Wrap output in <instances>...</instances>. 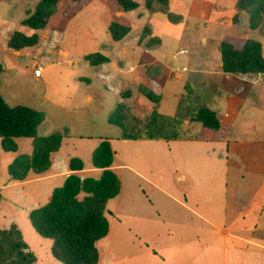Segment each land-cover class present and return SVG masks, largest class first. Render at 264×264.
I'll use <instances>...</instances> for the list:
<instances>
[{
  "label": "rangeland",
  "instance_id": "obj_1",
  "mask_svg": "<svg viewBox=\"0 0 264 264\" xmlns=\"http://www.w3.org/2000/svg\"><path fill=\"white\" fill-rule=\"evenodd\" d=\"M133 1L139 7L127 12L116 0H60L47 26L33 30L22 22L37 10L41 0H0V61L4 66L1 93L10 105L24 104L45 111L46 124L39 126L38 134L47 135L69 125L62 148L68 158L78 156L90 163L100 137H111L115 158L111 166H115L123 188L105 209L113 230L110 238L98 244L102 253L115 258L116 252L106 250V243L114 247L119 244L118 258L122 260L128 251L122 250L121 242L133 240L137 232L147 240L146 246L162 248L174 243L176 250L164 249L170 255H163L172 264H264V249L252 242L264 243V210L256 208L258 188L263 183L250 171L241 178L237 175V161L245 157L237 154V148L254 149L249 153L252 159L257 144H264V110L247 101L254 90L250 85L258 81L257 74L237 75L247 82L235 94L240 99L237 102L233 94L226 99L220 97L230 109L241 101V109L240 105L235 109L239 112L237 126L232 129L229 124L234 123L230 120L219 126V131L232 130L230 134L202 139L198 131L206 127L189 118L198 107L213 102L221 86L232 87L231 80H235H229L228 73L206 72V77L200 67L211 68L223 42L236 48L249 38L264 43V21L263 31L251 29L248 14L238 11L235 0H168L164 7L152 9L147 7V0ZM113 22L130 27L123 41L113 40L109 29ZM16 31L38 33V45L22 50L8 48ZM61 49L69 57L62 55ZM182 50L186 52L180 53ZM93 52L109 57L111 65L120 64L123 55L128 56L124 58L127 66L113 79L101 75L110 67L93 72L92 66L81 60ZM38 68L42 75L36 77ZM191 80L193 87L186 91L185 85ZM121 89L129 91L130 98L123 99L128 105L119 102ZM89 97L96 100L91 108ZM186 117L191 120L189 125ZM192 129L194 133L187 136L186 131ZM151 136L152 140L138 139ZM15 141L19 149L7 151L0 137V229L6 228L8 220L11 226L16 224L21 229L29 250L35 253L33 264H63L52 254V241L35 230L29 215L34 204L48 201L47 194H53L65 177L22 186L12 182L10 163L33 150L31 138ZM129 165L133 171L126 168ZM177 173L189 183L193 198L177 186ZM250 204L254 208L241 211ZM114 218L121 224H116ZM256 219L263 225L258 222L254 232L241 233V227H249ZM224 225L233 226L232 235L222 231ZM149 256L132 264H153Z\"/></svg>",
  "mask_w": 264,
  "mask_h": 264
},
{
  "label": "trees",
  "instance_id": "obj_2",
  "mask_svg": "<svg viewBox=\"0 0 264 264\" xmlns=\"http://www.w3.org/2000/svg\"><path fill=\"white\" fill-rule=\"evenodd\" d=\"M60 0H41L37 10L23 20L22 24L33 30L47 26ZM127 12L134 11L139 4L133 0H116ZM168 0H147L149 9L164 7ZM238 11H245L249 16L251 29H260L264 21V0H235ZM164 13V11H163ZM114 40H121L130 27L113 22L109 27ZM157 38V37H155ZM38 33L27 35L16 31L8 41V48L22 50L38 45ZM223 70L227 73L252 75L264 72V43L249 38L241 48L232 43L220 45ZM85 60L94 67H101L108 60L100 52L85 55ZM4 66L0 61V78ZM148 97L150 96L147 92ZM208 127L219 128L220 124L213 111L200 109L195 115ZM45 119L44 112L33 107L16 104L10 105L0 90V137L6 150L17 151V137L34 139L32 156L24 155L14 160L10 166L11 179L23 180L30 169L44 172L51 165L52 152L61 146L62 132L56 131L47 136L38 134V128ZM114 160V151L109 140L103 141L93 153L95 167L105 168L100 178L82 179L78 174L68 176L62 186L56 187L52 197L45 204L34 208L30 220L37 232L52 241V254L63 264H98L99 241L109 233V220L105 214L107 203L121 190L118 175L110 169ZM71 168H83L79 158H73ZM84 194V195H83ZM3 198L0 189V202ZM35 253L29 250L21 229L13 224L0 229V264H33Z\"/></svg>",
  "mask_w": 264,
  "mask_h": 264
},
{
  "label": "crops",
  "instance_id": "obj_3",
  "mask_svg": "<svg viewBox=\"0 0 264 264\" xmlns=\"http://www.w3.org/2000/svg\"><path fill=\"white\" fill-rule=\"evenodd\" d=\"M208 3L214 5L213 2H208ZM199 4H201V3H198L197 5H199ZM192 6H193V4H192ZM202 7H205V6L203 5ZM218 12H221V10H219ZM161 14H163V13H161ZM123 39L124 38H122L121 41H123ZM220 45H219V49L218 50H220ZM60 51H61L62 55L68 56V52L66 50H62L61 49ZM182 52H186V50L185 51H183V50L180 51V53H182ZM149 53H151V52L149 51ZM149 53H148V55H151ZM177 53H179V52H177ZM215 55H217L218 58L216 60H213L211 62V64H210L211 65L210 66L211 68L210 69L206 68L207 66H205L204 68L203 67H200L201 73L204 74L206 77H207L206 72L212 73V74H222V75H225V73H227V72H225L223 70V59H222V53H221V51H217V53H215ZM84 57H85V55H84ZM84 57H82L81 60H83L85 63H88L85 60ZM124 58H128V56H124L123 55V58L121 59V62L118 65H115V64L114 65L113 64L111 65L110 64L111 63L110 60H108L100 68L99 67H94L91 64L90 65L92 66L93 72H97V73H99L101 70H103V67L104 66L110 67V71L105 67L106 69L104 70V73H102L101 75L107 74V75H110V77L112 79L113 78H118L119 75L122 73V71H119V70H122V69H124L127 66L126 64H124V60H125ZM156 61H157V59L154 60V62H156ZM73 65H75L74 62H73ZM127 72H130V71H127ZM133 73L136 75L135 69H133ZM256 74H257V80L258 81L255 82L254 84L252 82V84L250 85V86H253L254 90L252 92H250L249 95H248V92H247V94H246V96L248 95V98H247L248 100L247 101L250 102L251 103V106H254L256 109H263L264 110V80H262V77L264 76V72L256 73ZM197 77L200 79V74H197ZM226 77L228 79L229 78H235L234 81L231 80V82H232L231 85H233V86L231 87L229 84H226V86H221L216 91V94L214 95L215 100H213V102H211L209 105H204L203 107L202 106L198 107V110L197 111L194 109L195 110V113L192 114L194 112L193 111L190 114V117L189 118L193 122H198V123L200 122L202 124V126H205L206 127V130L207 131L204 130V129L203 130H200L199 129V131H198L200 133L199 135H201V138L202 139H211V137L212 138L213 137L214 138H217L220 134L227 135L228 132L230 134L232 130H230V131L228 130V132H225L223 130L219 131L220 130V127H221V123H225V122H227V120H230V121H232L234 123V125H230L228 123L229 126H232L233 127L232 129H234V127L237 126V118L239 117V112L238 111L236 112V110L239 109V105H240V109H241V101H240V103H238V104L236 103L234 106H231L232 109H230L229 106H227L226 101L224 99H221V98H225L226 99L227 96L233 94V100L234 101L236 100V102H237V100H240V99L237 98V95H235V94L236 93H239V89L242 88L245 85V83H247V82L242 81L240 78L237 77V74H235V73H228V75ZM205 81H204V83L206 84ZM114 82L116 83V80ZM193 84H194L193 83V80H191V82L187 81V84L185 85V90L188 91L189 89H191V87H193ZM238 85L240 86L239 88L237 87ZM86 90H87V88H86ZM142 90L146 92L145 93V95H146L147 92H148V91H146V88H143ZM120 91H122V93H119L118 94L119 95V102H122L123 105H128L129 103H126V102L123 101V99H127L128 100L130 98L129 95H128V93H129L128 89H126L125 91H123L121 89ZM88 99H89L88 101L91 102V105H90V108H91L92 104L96 100H93L92 97H89ZM103 102H105V104H107L106 101H103ZM202 108L209 109V110H211V111H213L215 113L216 118H217V120L219 121V124H220V127L219 128L216 129V128L208 127L205 124H203L202 121L196 119L195 115ZM40 111H42V110H40ZM42 112H44V114H45V119H44V121L41 124L45 125L46 124V113H45V111H42ZM101 112L102 111H100V112L98 111V113H101ZM234 114H237V117H235ZM189 118L186 117V119H184V120H186V122H187L188 125L191 122V120ZM68 129H69V125L64 124L61 127L55 128L53 131H51V132H49V134H47V135H50V134H52V133H54L56 131H61L62 132L61 146H60V148L57 151L52 152V155H51V165L49 166V168H47L44 172H37V173H35V171L33 169H30L29 170L30 173L27 174V177L25 179H23V180L11 179L12 182H15V181L16 182H19L21 184L20 186H22V185H25V184H29V183H33V182H37V181H41V180H46V179L52 180V179L58 178V177H65L64 178L65 179L64 180V183H65V181L67 180L68 176H70L72 174H78V175L80 174L81 176L82 175H84V176L87 175L85 178H88V177H93V178H97V179L100 178L101 175H102V173H103V171L105 170V168L95 167V165L93 164V153H94L95 149L104 140H109L110 141L111 137L110 136H101L100 137L101 138V141L93 149L91 161H90V163H88V162L84 161L81 157H78V156H69V158H68V155L69 154H67V153L65 154L64 152H62L63 144H64V142H66V140L68 138V135H69L68 134V131H69ZM194 130L195 129H192L190 131H186V135L187 136L190 135V132H193L194 133ZM39 135H41V134H39ZM47 135H41V136H47ZM169 136H172V134H170ZM175 137L176 136H172L171 139H176ZM18 138H26V137H17V139ZM27 138H29V137H27ZM153 138H154V136H151V137H148V138L139 137L138 139H140V140H143V139L150 140L151 139L152 140ZM138 139H135V140H138ZM31 140H32V146H33V150H34V145H33L34 139L31 138ZM16 143H17V146H18V149H19L18 142H16ZM257 145L259 146V148L255 149V153L252 156V159H250L251 158V154L249 155V153H250L251 150H254V149L237 148V154L240 155V156H245V157H242L239 162L237 161V168H238L237 175H240L239 177L241 178L242 175L246 176V174H247L246 171H250V174L258 175L260 177L259 182L260 183H263V184L260 185V186H262V187H260V190L258 188V192L257 193L259 195L258 196L259 206H257L256 208H258L260 210H264V202L262 200V198L264 197V144H261V145L260 144H257ZM33 150H32L31 153H28V156H32ZM7 151H10V150H7ZM12 152H16V151H12ZM73 158H79L81 160V162L83 163V168H80V169L79 168H76L75 170H73L71 168V166H70L71 161H72ZM245 159H248V160L245 163V172H243L242 171V168H243V163H244ZM114 161H115V158H114ZM257 162H258L257 167H256L257 169H255L253 166ZM114 168H115L114 165L110 167V169H112L117 174V172L115 171ZM126 168L129 169V170H131V171H133V168H131L130 165L127 166ZM176 168H177V166L174 167L173 170H176ZM31 171H33V172H31ZM96 173H98V174H96ZM118 177H119V175H118ZM9 179H10V176L8 178V181H9ZM119 179H120V177H119ZM120 182H121V179H120ZM175 182H176V184H177L178 187H180L181 189H183L184 191H186L189 194L188 195L189 198H193V193H190V190H189L190 189L189 183L187 182V180L180 173L179 174L177 173V175H176V181ZM152 183H154V182H152ZM62 185H59V186H62ZM59 186H55L54 189L56 187H59ZM157 186L159 187V185H157ZM122 188L123 187H122V182H121V190H122ZM54 189H53V191H54ZM121 190H120V192H121ZM16 192L19 193L20 191L17 190ZM51 197H52V194H47L48 201L51 199ZM253 198H255V197H253ZM112 199H110L108 201V203H107V207H106L107 210H108V204H109V202ZM173 199H174L175 202H179L178 198H173ZM256 199H257V196H256ZM253 201H254V199H253ZM180 203L184 207L186 206L185 208L191 209L190 207H188L187 203H183V202H180ZM37 207H39V206H36V204H34V206L31 209H34V208H37ZM252 208H254V207H253L252 204H250L249 205V208H247V206H243V208L241 209V211L244 212V211H247L248 209H252ZM31 209H29L28 211H30ZM107 218H108V216H107ZM114 219H115V222H117L116 224H121V221H117L118 219H116V218H114ZM108 220H109V224H110V226H109V233L102 240L110 238V236L112 234L113 222L109 218H108ZM208 221L210 223L214 224L213 221H210V220H208ZM258 222L262 224V221L260 222V220L256 219V220H253L251 222V225L249 227H247V226L246 227H241V230H240L241 233L242 232H245V231H247V232L248 231L254 232L255 229H257ZM10 225H11V221L8 220L6 227H9ZM214 225H216V224H214ZM231 228H233V226H231V225H224L221 229H222L223 232L226 231L225 233H227L228 235H230V234L232 235ZM123 230L127 231L128 228H124ZM129 231H130V229H129ZM134 234L135 235H134L133 240L132 239H129L130 240L129 242L127 240L121 242L123 244V249L122 250L128 251L127 254L124 256L125 258H123L122 260H121V258H118V255H121L120 251H118L119 244L116 247H114V246H112V243L110 242V243H106V248H107L106 250H109L110 249V250H113L114 252H116V257L114 258L113 255H109V254L106 255V252L105 251H104V253H102L99 250V252H100V260H99V263L98 264H132V263H135L140 257H143V258L146 257L147 258L148 255H150L149 257L151 258L153 264H172V261L170 260V258H164L163 255H166V256L167 255H170V254H168V252H165L164 249L171 250V251L176 250V249H174V243H172L170 245H168V244L162 245V248H159L157 245H154V246L148 245V246H146L147 240L145 238L141 239L138 236V233L137 232H134ZM239 239H241V238L239 237ZM244 240H247V238H245ZM101 241H99V242H101ZM99 242H98V244H99ZM252 242L254 244H256V246H258V247L260 246V248L262 247V249H264V243H259V242H255V241H252ZM98 244H97V247H98ZM98 249H99V247H98ZM133 257L136 258L135 261H133Z\"/></svg>",
  "mask_w": 264,
  "mask_h": 264
},
{
  "label": "built area",
  "instance_id": "obj_4",
  "mask_svg": "<svg viewBox=\"0 0 264 264\" xmlns=\"http://www.w3.org/2000/svg\"><path fill=\"white\" fill-rule=\"evenodd\" d=\"M41 74H42V72H41V69L40 68H38V69L35 70V75L37 77H39Z\"/></svg>",
  "mask_w": 264,
  "mask_h": 264
}]
</instances>
